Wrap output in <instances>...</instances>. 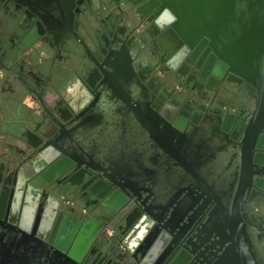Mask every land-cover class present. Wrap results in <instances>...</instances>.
Wrapping results in <instances>:
<instances>
[{
  "label": "flooded vegetation",
  "instance_id": "af4514ba",
  "mask_svg": "<svg viewBox=\"0 0 264 264\" xmlns=\"http://www.w3.org/2000/svg\"><path fill=\"white\" fill-rule=\"evenodd\" d=\"M168 15L157 0H0V264H97L101 258L74 261L64 246L77 256L85 235L74 230L100 206L118 221L97 224L118 252L110 264H143L137 234L167 235L177 200H162L150 182L128 186L96 163L137 139L102 72H110L119 45L121 71L146 91L158 118L199 134L205 156L222 154V142L229 170L243 159L252 178L239 212L264 236V100L257 105L258 89L206 37L181 38ZM199 195L191 196L200 200L194 216L179 223L180 244L207 218L210 205ZM63 220L74 231L69 238L55 230Z\"/></svg>",
  "mask_w": 264,
  "mask_h": 264
},
{
  "label": "water",
  "instance_id": "95a60500",
  "mask_svg": "<svg viewBox=\"0 0 264 264\" xmlns=\"http://www.w3.org/2000/svg\"><path fill=\"white\" fill-rule=\"evenodd\" d=\"M147 1L137 0L141 4ZM157 1L173 16L172 26L181 38L206 37L215 53L230 65L231 70L242 74L258 89L257 105L262 104L264 0ZM113 50L111 70L109 73L102 72L109 81V93L114 97V102L118 100L124 105L123 110L129 113V132L131 128L132 135L137 136L139 141L130 139L123 151L120 146H113V155L110 154L103 161L96 159V163L105 164L112 174L116 171L128 186L143 182L155 184L159 198L169 199L170 202L177 200L175 203L178 205V213L172 212L164 225L168 228L165 232L167 235L154 228L137 234L142 244L135 252L142 263L264 264V236L257 234L255 227L244 222L239 212L241 204L248 199V186L252 178V174L243 171V159H240L241 164L236 170H229L226 161L230 151L223 147L222 142V154L219 152L217 155L205 156L199 134L193 133L189 137L188 132L182 133L181 126L172 128L158 118L149 107L146 91H136L127 72L124 69L121 71V45ZM195 143L198 144L197 150L191 154L190 146ZM254 162L260 163V160L255 158ZM195 192L200 193L199 199L210 205V210L200 229L180 244L177 234L183 227L179 223L189 212L194 216L195 207L200 201L191 198ZM183 210L184 215L179 219ZM107 216H110L111 223H118L112 210L106 211L100 206L94 211L95 219L88 217L74 230L85 235V242L75 252L77 256L70 252L72 244L66 242L64 248H70L66 251L69 257L76 262L83 256H90L95 262L101 258L97 264H103L106 259L111 261L112 257L118 256L110 235L105 232L107 229L97 225L99 220ZM128 218H121L126 226ZM86 222L95 223L96 228L90 229ZM69 226L65 225L64 220L61 221L55 229L57 235L69 238L74 233ZM127 236L122 232L119 234L123 240ZM109 261L106 263L110 264Z\"/></svg>",
  "mask_w": 264,
  "mask_h": 264
}]
</instances>
